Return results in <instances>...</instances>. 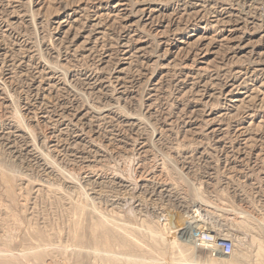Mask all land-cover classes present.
Wrapping results in <instances>:
<instances>
[{
  "label": "rangeland",
  "instance_id": "1",
  "mask_svg": "<svg viewBox=\"0 0 264 264\" xmlns=\"http://www.w3.org/2000/svg\"><path fill=\"white\" fill-rule=\"evenodd\" d=\"M248 2L0 0V264H264Z\"/></svg>",
  "mask_w": 264,
  "mask_h": 264
},
{
  "label": "built area",
  "instance_id": "2",
  "mask_svg": "<svg viewBox=\"0 0 264 264\" xmlns=\"http://www.w3.org/2000/svg\"><path fill=\"white\" fill-rule=\"evenodd\" d=\"M195 246L201 249H216L215 251L222 252L223 255L230 256L234 251V245L229 240H219L216 236H213L209 232L199 231L195 238ZM216 247V248H214Z\"/></svg>",
  "mask_w": 264,
  "mask_h": 264
},
{
  "label": "bare ground",
  "instance_id": "3",
  "mask_svg": "<svg viewBox=\"0 0 264 264\" xmlns=\"http://www.w3.org/2000/svg\"><path fill=\"white\" fill-rule=\"evenodd\" d=\"M250 1H252L253 4H259L262 0H249V2ZM192 212L197 213L198 211L193 210ZM200 225H201L200 223L194 222V219H192V220L190 219L189 222H179V224H178L179 228L177 231L179 233L180 239H182V241H184L188 244L195 245V238L197 237V234L200 231ZM218 238H219V236H218ZM216 252H217L218 256H223V258H224V256L225 257L228 256V255H223L222 252H220V251H216Z\"/></svg>",
  "mask_w": 264,
  "mask_h": 264
}]
</instances>
